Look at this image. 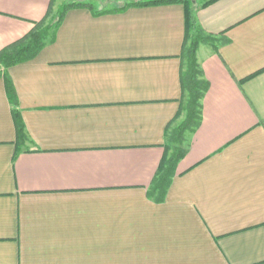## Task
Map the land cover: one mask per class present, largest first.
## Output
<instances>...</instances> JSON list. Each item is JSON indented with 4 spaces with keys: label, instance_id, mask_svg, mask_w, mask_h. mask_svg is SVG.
Returning <instances> with one entry per match:
<instances>
[{
    "label": "crops",
    "instance_id": "obj_1",
    "mask_svg": "<svg viewBox=\"0 0 264 264\" xmlns=\"http://www.w3.org/2000/svg\"><path fill=\"white\" fill-rule=\"evenodd\" d=\"M115 4L69 8L7 69L24 144L0 77V264H264V0L198 8L209 87L161 203L147 191L185 119V7ZM61 7L0 0V51Z\"/></svg>",
    "mask_w": 264,
    "mask_h": 264
},
{
    "label": "trees",
    "instance_id": "obj_2",
    "mask_svg": "<svg viewBox=\"0 0 264 264\" xmlns=\"http://www.w3.org/2000/svg\"><path fill=\"white\" fill-rule=\"evenodd\" d=\"M212 1L214 0H198L197 2L193 0H138L128 1L122 4V8L114 9V11H123L132 6L172 2H180L185 7L186 33L181 53L182 111L185 112V119L176 126H173L175 123L173 121L167 128L168 139L166 151L153 182L147 191L148 197L157 203L165 201L168 189L176 174L177 165L188 152L189 143L187 142L186 134L194 133L202 121V101L209 84L204 76L202 66L198 61L197 51L201 44L215 42L216 38L205 32L199 26L196 13L200 6H206ZM201 2L203 3L200 4ZM95 5L94 2L68 0L62 4V7L57 13L53 14L51 9L46 17L42 21L37 22L31 32L25 37L0 51V77L3 76L5 79L19 144L28 142L29 135L26 131L15 88L7 73V69L12 65L35 58L49 41L54 40L57 29L64 18L65 12L69 8L85 6L93 10L94 14H98L99 12L94 9Z\"/></svg>",
    "mask_w": 264,
    "mask_h": 264
},
{
    "label": "rangeland",
    "instance_id": "obj_3",
    "mask_svg": "<svg viewBox=\"0 0 264 264\" xmlns=\"http://www.w3.org/2000/svg\"><path fill=\"white\" fill-rule=\"evenodd\" d=\"M68 0H58V5H62L63 3H65ZM78 1V0H77ZM79 1H86V2H94L96 5H98L99 7H103L105 4H109V5H116L117 4H124L128 1H138V0H79ZM181 122V120L177 121L173 124V126L178 125Z\"/></svg>",
    "mask_w": 264,
    "mask_h": 264
},
{
    "label": "water",
    "instance_id": "obj_4",
    "mask_svg": "<svg viewBox=\"0 0 264 264\" xmlns=\"http://www.w3.org/2000/svg\"><path fill=\"white\" fill-rule=\"evenodd\" d=\"M156 1H165V0H156ZM194 2H197L198 0H193Z\"/></svg>",
    "mask_w": 264,
    "mask_h": 264
}]
</instances>
